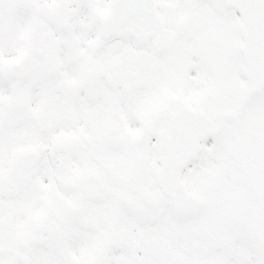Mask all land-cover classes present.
Listing matches in <instances>:
<instances>
[{
    "label": "snow or ice",
    "instance_id": "1",
    "mask_svg": "<svg viewBox=\"0 0 264 264\" xmlns=\"http://www.w3.org/2000/svg\"><path fill=\"white\" fill-rule=\"evenodd\" d=\"M0 264H264V0H0Z\"/></svg>",
    "mask_w": 264,
    "mask_h": 264
}]
</instances>
